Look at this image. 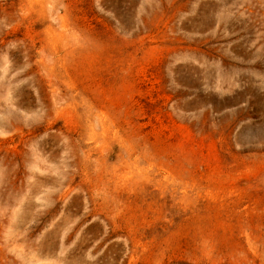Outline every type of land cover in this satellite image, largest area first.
Wrapping results in <instances>:
<instances>
[{
    "label": "rangeland",
    "instance_id": "rangeland-1",
    "mask_svg": "<svg viewBox=\"0 0 264 264\" xmlns=\"http://www.w3.org/2000/svg\"><path fill=\"white\" fill-rule=\"evenodd\" d=\"M0 264H264V0H0Z\"/></svg>",
    "mask_w": 264,
    "mask_h": 264
}]
</instances>
